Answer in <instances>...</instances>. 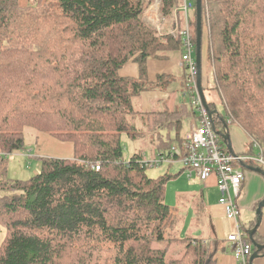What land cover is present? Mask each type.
<instances>
[{
    "label": "trees",
    "instance_id": "trees-1",
    "mask_svg": "<svg viewBox=\"0 0 264 264\" xmlns=\"http://www.w3.org/2000/svg\"><path fill=\"white\" fill-rule=\"evenodd\" d=\"M144 2L0 0V264H216L217 240L163 237L161 224L173 220L163 203L172 175L149 177L138 153L123 160L121 134L141 135L134 100L146 87L147 59L167 60L182 47L141 19ZM177 2L161 0L163 17ZM205 25L201 87L204 96L215 90L225 110L205 97L214 126L228 134L231 118L264 156V0H201L202 36ZM130 59L136 79L118 75ZM152 112L143 124L155 148L180 144L191 108ZM26 128L71 142L72 158L41 157L29 179L8 178L7 156L26 150ZM253 153L250 145L245 154ZM258 237L255 230L264 244ZM176 242L183 252L168 257Z\"/></svg>",
    "mask_w": 264,
    "mask_h": 264
},
{
    "label": "crops",
    "instance_id": "crops-1",
    "mask_svg": "<svg viewBox=\"0 0 264 264\" xmlns=\"http://www.w3.org/2000/svg\"><path fill=\"white\" fill-rule=\"evenodd\" d=\"M180 52L173 51L167 60L152 59V58L147 59L146 87L138 94L134 102L135 109L138 112L136 114V117L140 116L142 123L145 119L144 118L145 115H148L154 110L156 111L172 110L181 103H186L180 99L182 98L181 79L183 78V70L179 64ZM118 75L120 77H126V78H135V79L138 78L139 71H138L137 63L133 59H130L118 69ZM158 75H168L170 78H167L168 79L167 82L163 83L162 85L153 86ZM194 122H195L194 112L191 109V116L184 119L182 123L183 125L182 127L184 130L183 135L189 130V128L194 124ZM227 124H228L227 125L228 136L233 153L240 155H247L245 154V152L246 153L249 152L250 145L254 150L253 154L259 152L258 147L254 145L252 139L238 125L234 124L233 122ZM184 125L185 126L187 125V127H189L188 130L186 129L187 127L184 129ZM143 129L147 134V129L145 127ZM140 136H142V134ZM150 142L155 147L154 141L152 140L151 137H150ZM27 148L28 147H26L25 151H22L17 154H21V156L24 157L23 154L28 153V155H30L31 152L35 153L34 158L38 159L34 163L37 167L35 173L39 171V167H40L39 158L43 156L57 157V158H72L73 156V145L71 142L66 140H61L59 138H55L46 133H42V134L38 133L34 145L29 149ZM156 150L157 153L158 151H160L155 148V151ZM141 153H138L141 156L140 158H144L143 156L144 151L142 155ZM128 159L124 161H128ZM246 162H244V164L248 166L260 167L262 169V173H261L253 169H249L246 167L244 168L242 166L243 163L241 164V167L244 172V178L237 199L238 206L241 210L238 218V224L240 225L243 231L248 233L255 227V226L253 227L252 225L254 224V222L256 223L257 215L255 213V210L257 208V205L260 201L264 200V168L258 165V163H255L253 161H252L253 162L252 165ZM170 165L172 164H169L168 165L169 167H166V171L174 172L175 176L178 173H182L185 175L179 163L176 164L179 165L178 168L175 165H173V167H171ZM187 179L189 178L187 177ZM191 179H194V181H196L198 185H201V187H205L206 189L209 190V192H206L205 195L203 193L200 194V198L203 200V203H200L199 208L200 209H202L203 207L205 208V211L207 212L210 220V222H208L210 229L209 231L206 232L207 235L201 238L203 240L208 239L209 242L211 241L210 240L211 238L217 240L218 242L217 252L215 254L216 264H238L237 260L235 259L232 253L230 243L226 241L227 234L235 230L236 224L234 221L227 219L224 215L223 206L218 202L220 193L215 184L214 177H210L206 181V183H204V185L200 183L195 177L190 178L189 180ZM163 203H165V201H163ZM168 208L171 213V220H172L173 218H175V216H177V211L174 209V207L168 206ZM222 222L226 227V232L223 234L224 235L223 237L217 236L216 234L218 228L217 223L220 224ZM256 231H257V235L259 236L258 238L262 239L263 241L264 240V207L261 208L260 220L258 226H256ZM204 232H205V228H204ZM252 264H264V253H261V250L259 251V256L255 257L252 260Z\"/></svg>",
    "mask_w": 264,
    "mask_h": 264
},
{
    "label": "built area",
    "instance_id": "built-area-1",
    "mask_svg": "<svg viewBox=\"0 0 264 264\" xmlns=\"http://www.w3.org/2000/svg\"><path fill=\"white\" fill-rule=\"evenodd\" d=\"M156 1L158 7L159 0ZM192 6V2L183 0L182 4L173 9V21L169 26L165 25L164 29L166 33L177 35L181 39L179 64L186 74L181 93L183 97L188 98L190 108L194 114L197 112L198 116L194 124L183 135L180 144H172L170 148L158 151L156 156L150 160L139 158L137 163L146 168L162 163H179L189 179L195 177L203 185L210 177H214L220 193L218 202L223 206L224 215L236 224L235 230L227 234L226 241L230 243L238 264H248L253 246L248 233L243 231L238 224L240 210L237 199L244 178L241 164L253 161L264 168V156L261 148L253 139L254 145L259 149L256 154L240 155L227 151L226 142L214 126L215 112L203 104L200 98L197 86L198 69L192 57V51L195 49L189 18ZM162 21L163 17L159 14L160 26H162ZM231 122V118L228 117L226 123ZM91 167L94 171H98L99 162L92 163Z\"/></svg>",
    "mask_w": 264,
    "mask_h": 264
},
{
    "label": "rangeland",
    "instance_id": "rangeland-1",
    "mask_svg": "<svg viewBox=\"0 0 264 264\" xmlns=\"http://www.w3.org/2000/svg\"><path fill=\"white\" fill-rule=\"evenodd\" d=\"M182 1L183 0H178L175 7H178L180 4H182ZM187 1L195 2L194 0H187ZM27 3L28 0H20L21 6L27 5ZM156 3H157L156 0H145V2L142 5L140 17L146 24L150 25L159 36L171 35L165 32L164 27L165 25L169 26L172 23L173 10L169 17H163L160 9L161 0H159L158 7L156 6ZM194 11H195V7L192 6L189 11V18L191 22H193V20L195 21ZM159 14L163 17L162 26H160ZM190 26H191L190 27L191 34L195 35V29H194L195 25L193 26V24H191ZM206 33H207V26L203 28V36H202V44H203L202 47L204 48H202L203 52L201 51L203 55L201 63L203 70H205L204 68L206 67L205 65ZM171 36L176 37L177 35H171ZM192 57L195 59V49H193L192 51ZM207 76L209 79L211 77V73L208 72ZM205 97L208 100V102L210 101L214 102L216 109L221 114L225 115V110L222 105L221 97L215 90L212 89L206 90ZM180 99L186 102L187 107L190 108L187 97L182 96V98ZM196 116H198L197 112L194 114L195 118ZM133 123H135L138 132H141L142 136L136 139H132L127 137L125 133L121 134L120 138L123 146V160H127L128 158H130V156L133 153L142 152L141 153L142 155L143 151H144L143 154L144 158L150 160L155 155V153L157 154V150L155 151L154 145L150 142V135L148 133L146 134L145 130L143 129L144 124L141 122V117L140 116L135 117L133 119ZM186 127L187 125L186 126L184 125V129ZM188 128L189 127H187L186 129L188 130ZM38 133L42 134L43 132H36L30 128L24 129V140L26 146L28 147L27 149H29L34 145ZM183 133L184 130L182 131V134ZM23 155L24 157L21 156V154L15 153L7 156L8 178L27 180L35 174L37 167L34 163L36 162V160H38L34 158L35 153L31 152L30 155H28V153ZM43 157H47V156H43ZM176 164L177 163H174L170 166L173 167V165H175L178 168L179 165ZM168 165L169 164L162 163L157 166L147 167L145 170L146 174L151 178L163 176L165 174L172 175V177L169 180H167V182L165 183L164 201L168 206L174 207V209L177 211V216L173 218L171 223L170 222L168 223L167 220L163 221L161 226H166L165 232L163 233V237H166V233L167 234L169 233L172 237L178 236L179 238L188 237V236L201 238L203 236H206L207 235L206 232L209 231L210 229L208 224L210 220L207 212L205 211V208L203 207L202 209H200L199 206L200 203H203V200L200 198V194L203 193L205 195L206 192H209V190L206 189L205 187H201V185H198V183L194 181V179L191 180L187 179V177L182 173H178L175 176L174 172L166 171V167H169ZM170 224H172V226ZM217 225L218 228L216 234L217 236L223 237L224 236L223 234L226 232V227L224 226L223 222L220 224L217 223ZM204 228H205V232H204ZM171 245L172 247L170 248V254L168 255V257H179L183 252L182 244L176 242ZM152 246L158 248H164L166 246V241L165 240L164 242L153 241Z\"/></svg>",
    "mask_w": 264,
    "mask_h": 264
},
{
    "label": "water",
    "instance_id": "water-1",
    "mask_svg": "<svg viewBox=\"0 0 264 264\" xmlns=\"http://www.w3.org/2000/svg\"><path fill=\"white\" fill-rule=\"evenodd\" d=\"M201 36H202V28H201V0H195V62H196V66H197V69H198L197 86H198V92L200 94V98H201L203 104L207 105L206 104V100H205V96L203 94V90H202V87H201V75H200ZM221 137L224 140V142H226L228 150L230 152H232V148H231V144H230V140H229L228 134L222 133ZM242 166L244 168L246 167V168L253 169L255 171H258V172L262 173V169L260 167H252V166H248V165H246L244 163L242 164ZM262 207H264V200L260 201L258 203V205H257V208L255 210V213L257 215L255 227L248 233L249 240L251 241V243H252V245L254 247V250H253L252 254L249 256L248 264H252V260L255 257L259 256V251L264 247V245L259 244L253 238V233L256 230V226H258V224H259L260 212H261V208Z\"/></svg>",
    "mask_w": 264,
    "mask_h": 264
},
{
    "label": "bare ground",
    "instance_id": "bare-ground-1",
    "mask_svg": "<svg viewBox=\"0 0 264 264\" xmlns=\"http://www.w3.org/2000/svg\"><path fill=\"white\" fill-rule=\"evenodd\" d=\"M194 26V25H193ZM195 29V28H194ZM168 95V94H167ZM164 109V108H163ZM153 113V112H152ZM150 125V124H149ZM178 164V163H177Z\"/></svg>",
    "mask_w": 264,
    "mask_h": 264
}]
</instances>
